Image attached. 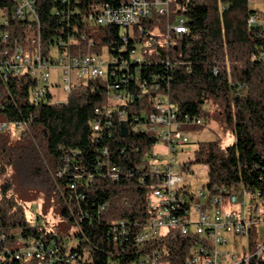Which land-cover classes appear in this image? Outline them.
<instances>
[{
  "label": "trees",
  "instance_id": "1",
  "mask_svg": "<svg viewBox=\"0 0 264 264\" xmlns=\"http://www.w3.org/2000/svg\"><path fill=\"white\" fill-rule=\"evenodd\" d=\"M35 1L37 18H16L19 0H0V18L7 21L0 23L1 47L22 42L31 24L41 28L46 57L54 49L83 54L106 47L112 60L106 81L88 79L62 103L52 102L49 92L35 101L30 77L0 76V122L25 124L16 138L0 129V264H37V258H16L27 240L57 244L54 264H131L135 246L115 240L112 227L153 215L147 200L152 181L142 163L157 141L148 118L158 91L168 96L184 129L204 128L193 120L205 118V105L212 103L235 135L233 145L203 142L196 150L195 162L208 166L211 192H264V22L248 26L258 14L249 0H175L170 16H153L143 33L88 20L93 4L118 7L127 0ZM180 15L188 30L171 33L166 49L167 27ZM152 38L154 52L146 51L141 62L132 59L137 43ZM114 95L133 97L120 106L125 120L116 113L95 132L96 108ZM25 189L54 199L63 219L79 231L59 238L40 217L30 219L18 199ZM188 246L184 238L168 242L170 260L182 264Z\"/></svg>",
  "mask_w": 264,
  "mask_h": 264
},
{
  "label": "built area",
  "instance_id": "2",
  "mask_svg": "<svg viewBox=\"0 0 264 264\" xmlns=\"http://www.w3.org/2000/svg\"><path fill=\"white\" fill-rule=\"evenodd\" d=\"M174 1L127 0L118 7L108 3H95L89 11L88 20L95 26L114 24L131 31L138 27L143 33L146 22L153 16H170ZM14 15L16 18H37L36 1L19 0ZM260 21L262 20L259 15L253 14L248 20V26ZM3 22L6 23V19L0 18V23ZM29 26L22 42L0 46V76L4 79L9 75L32 78L35 81V101L49 92L53 97L52 102L62 103L67 101L74 87L82 82L88 79H108L112 58L106 47L104 50L110 57L107 62L100 56L102 49L100 53L88 51L83 54L54 49L46 57L40 26ZM167 30L162 41V46L166 49L172 44L171 33L181 35L187 32L184 16L176 17ZM5 39L8 40V37ZM155 42L152 38L147 45L144 42L137 43L132 50V59L141 62L146 51L152 54ZM123 43L125 47L129 46L128 35L123 36ZM58 93H62L63 97ZM154 98V110L148 118V129L154 133L157 141L146 151L145 161L142 163L146 168L145 176L152 181L147 200L153 215L143 222L135 219L132 224L125 221L114 224V239L135 246L131 264H180L170 260L167 247L168 242L178 238L187 239L189 244L182 264H263L264 192H250L242 187L250 195V215L240 218L227 209L231 205L239 204L237 191L228 194L226 189H219L214 194L207 184L198 191L193 190L184 174V163L174 157L179 148L189 143V130L184 129L177 121V110L166 94L158 91ZM129 99L132 100L133 97L114 95L109 97L107 105L96 108L99 116L93 124L94 131L103 130L104 125L116 113L120 119L125 120V113L120 110V106ZM204 123V117L193 120L196 126ZM10 126H15L20 131L25 124L0 122V129L3 131H8ZM111 174L118 177V168L112 167ZM244 205L242 203L241 207L244 208ZM259 230L262 231L261 238L257 235ZM231 235L253 237V241L243 253H236L229 247ZM57 255V244L45 247L39 241L33 240L22 241L16 250L17 259L22 258L29 262L37 258V264H54ZM88 260H82L81 264H88Z\"/></svg>",
  "mask_w": 264,
  "mask_h": 264
},
{
  "label": "rangeland",
  "instance_id": "3",
  "mask_svg": "<svg viewBox=\"0 0 264 264\" xmlns=\"http://www.w3.org/2000/svg\"><path fill=\"white\" fill-rule=\"evenodd\" d=\"M250 8L257 10L258 14L262 16L264 22V0H249ZM148 41L144 42L147 45ZM141 48V46H139ZM87 51H90L87 48ZM106 62L110 60L109 54L104 47L100 55ZM64 84H62L63 86ZM62 98V93H58ZM206 121L203 124L205 127H197L196 130H189V143L179 148L174 157L177 161L186 163L184 174L188 177V183L193 190L198 191L203 185L208 184V166L195 162L196 150L200 143L218 141L223 147L233 145L236 137L233 132L227 128L222 116L216 110V106L212 103L205 105ZM1 119V118H0ZM201 126V125H199ZM13 138H16L18 131L15 126L9 128ZM239 195V204L229 206V209L238 215L240 218H247L250 214V195L244 192L240 187L237 190ZM19 202L21 203L27 216L36 220L40 217V223L49 231L54 233L59 238L73 237L78 231L79 227L75 224L65 221L60 215V210L56 201L47 197L42 191L37 189H25L18 194ZM244 203V208L241 204ZM258 237L261 238L262 231L259 230ZM256 237V236H255ZM254 237V238H255ZM230 238V248L236 253H243L244 249L249 247L253 241V237L242 236Z\"/></svg>",
  "mask_w": 264,
  "mask_h": 264
},
{
  "label": "crops",
  "instance_id": "4",
  "mask_svg": "<svg viewBox=\"0 0 264 264\" xmlns=\"http://www.w3.org/2000/svg\"><path fill=\"white\" fill-rule=\"evenodd\" d=\"M227 209H229V207H227Z\"/></svg>",
  "mask_w": 264,
  "mask_h": 264
}]
</instances>
